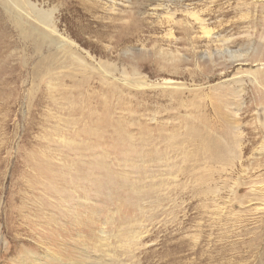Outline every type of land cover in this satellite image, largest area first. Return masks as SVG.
Here are the masks:
<instances>
[{"label": "rangeland", "instance_id": "rangeland-1", "mask_svg": "<svg viewBox=\"0 0 264 264\" xmlns=\"http://www.w3.org/2000/svg\"><path fill=\"white\" fill-rule=\"evenodd\" d=\"M263 145L264 0H0V264H264Z\"/></svg>", "mask_w": 264, "mask_h": 264}, {"label": "bare ground", "instance_id": "bare-ground-1", "mask_svg": "<svg viewBox=\"0 0 264 264\" xmlns=\"http://www.w3.org/2000/svg\"><path fill=\"white\" fill-rule=\"evenodd\" d=\"M204 29V28H203ZM206 35H207V32H206ZM208 37V36H207ZM212 37V36H211ZM210 38V37H209ZM262 148L264 149V145L262 146Z\"/></svg>", "mask_w": 264, "mask_h": 264}]
</instances>
